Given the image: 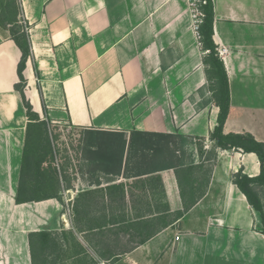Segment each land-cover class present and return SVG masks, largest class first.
<instances>
[{
  "label": "crops",
  "instance_id": "1",
  "mask_svg": "<svg viewBox=\"0 0 264 264\" xmlns=\"http://www.w3.org/2000/svg\"><path fill=\"white\" fill-rule=\"evenodd\" d=\"M17 1L24 96L79 147L58 161L59 200L15 203L29 121L15 89L22 54L0 27V264H31L37 231L72 233L83 264H264L259 214L232 181L258 176L259 161L210 139L219 109L190 1ZM212 2L223 133L264 142V0Z\"/></svg>",
  "mask_w": 264,
  "mask_h": 264
},
{
  "label": "trees",
  "instance_id": "2",
  "mask_svg": "<svg viewBox=\"0 0 264 264\" xmlns=\"http://www.w3.org/2000/svg\"><path fill=\"white\" fill-rule=\"evenodd\" d=\"M199 11L202 14L199 24L200 44L205 56L203 65L212 92V99L219 109L216 125L210 133V139L222 150L242 151L254 153L259 161L260 173L255 177H248L239 170L233 175V184L245 196L249 206L259 214L261 233L264 235V209L256 188L264 185V142L257 141L248 133H223V127L229 113V83L223 61L219 58L216 45L213 41V2L212 0H199ZM20 5L16 0L0 1V27L8 30L10 39L21 51V60L18 64L17 74L19 83L15 89L20 93L26 109L28 125L26 140L23 149L17 191L14 201L17 205L31 202H41L48 199L59 200L60 183L54 169L44 168V164L52 163V150L47 130L48 124L40 120L24 96L25 80L22 75L25 62L30 55V41L28 22L20 23L18 15ZM30 136L32 142H30ZM30 161V169L26 172V162ZM53 170V171H52ZM57 232L37 231L27 235L31 264H63L68 241L71 245L77 244L75 236ZM143 243V241L141 242ZM78 245V244H77Z\"/></svg>",
  "mask_w": 264,
  "mask_h": 264
},
{
  "label": "rangeland",
  "instance_id": "3",
  "mask_svg": "<svg viewBox=\"0 0 264 264\" xmlns=\"http://www.w3.org/2000/svg\"><path fill=\"white\" fill-rule=\"evenodd\" d=\"M2 1L4 3L6 0H2ZM48 127L49 129L47 130V136H48L49 143L51 144L52 163L44 164L43 167L54 169L56 176H58L57 165H58L59 160L63 159L64 157L67 163L69 164L73 163L72 161L73 154L75 153V149L79 147L78 139L75 136L77 131L70 128L68 125H65V126L56 125L55 126L49 123ZM29 141L32 142L31 136H30ZM30 167H31L30 161L28 160L26 162V168H25L26 172L29 171ZM261 195L264 200V187L262 188ZM5 221H6L5 219H1L2 223H5ZM69 235L70 233L67 234L66 236H69ZM68 244H69L68 250L66 251L64 255L66 259H64L63 264H83L86 261V255H83L82 257H79L78 259H74V257L79 255L80 253L85 254L84 251L82 250L83 247L80 248L79 245L73 244V243L71 245L70 239L68 241Z\"/></svg>",
  "mask_w": 264,
  "mask_h": 264
},
{
  "label": "built area",
  "instance_id": "4",
  "mask_svg": "<svg viewBox=\"0 0 264 264\" xmlns=\"http://www.w3.org/2000/svg\"><path fill=\"white\" fill-rule=\"evenodd\" d=\"M190 6H191V14H192V29L197 34V37L200 38L199 35V24L201 22L202 14L199 11V0H189ZM20 23H23L25 25L24 21H20ZM25 30L28 31V28L25 27Z\"/></svg>",
  "mask_w": 264,
  "mask_h": 264
}]
</instances>
